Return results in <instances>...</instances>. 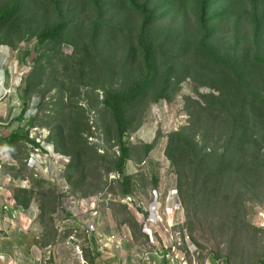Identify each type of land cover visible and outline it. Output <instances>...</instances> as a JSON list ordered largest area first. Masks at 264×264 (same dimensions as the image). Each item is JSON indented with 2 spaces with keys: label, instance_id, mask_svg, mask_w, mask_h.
Wrapping results in <instances>:
<instances>
[{
  "label": "rangeland",
  "instance_id": "1",
  "mask_svg": "<svg viewBox=\"0 0 264 264\" xmlns=\"http://www.w3.org/2000/svg\"><path fill=\"white\" fill-rule=\"evenodd\" d=\"M5 1L0 0V7ZM41 6L42 9H37L32 4L30 11L26 10L17 26L19 32L7 31L6 35L0 36V187L14 194L19 187H32V180H45L57 186L62 196L57 213L47 209L39 218L40 205L46 202L44 193L49 186L40 183L34 187L33 208L27 212L29 216L37 214V221L43 225L39 230L49 240L57 243L61 235H73L76 242L67 239L65 250L61 248L56 256L57 262L86 264L85 248L93 255L98 252L106 254L105 262L97 258V264H254L263 259L264 231L260 230H264V182L254 189L239 185L238 179L232 177L231 188H223L213 199L188 203V218L178 192L175 168L165 155L169 134L190 125L185 109L186 98H196L197 90L211 92L206 86L208 80L222 71L201 56L189 53L187 57H179L172 52L171 46L160 41L157 43V82L148 99L131 112L132 124L124 139L127 144L136 146L126 165V174L132 178L129 196H122L117 172L107 174L109 165L101 161H94L84 178L77 177L73 184L67 181L69 157L56 151L49 140L50 127L62 120L53 122V119L43 117L44 112L39 110L43 91L53 88L45 99L49 110H54L51 103L58 97H65L64 102L71 104L72 110L84 114L93 131L89 142L96 145L100 154H117L119 148L115 135L106 133L111 123L101 104L103 89L94 88L89 80L100 82L98 74H93V67L97 68L111 57L114 64L111 68L126 67L128 49L126 44L120 43L112 51L104 43L92 50L82 48L91 35L94 19L91 13L80 16L79 25L65 32L58 48L52 49L51 43L39 45L36 34L53 21L47 13L48 7ZM6 41L12 42L15 48ZM215 44L219 53L232 59L242 58L248 52L247 57L244 56L247 59L245 68L252 75L254 87L264 88V69L256 59L249 28L241 26L234 31L226 26L218 32ZM258 51L264 58V40ZM28 52L31 55H27ZM36 62L43 66L40 72L44 73V84L28 91V81L34 84L39 78L38 74L29 76ZM113 69L103 73L102 79H106L107 86L111 82L121 83L122 75L118 71L111 74ZM141 70L143 68L137 69L136 74L140 75ZM165 81L169 83L170 99L154 103L156 87ZM178 81L180 83L173 94ZM25 104L27 113L24 121L19 122L17 118ZM37 115L39 118L34 127H29V122ZM40 121L50 126L42 127ZM261 129L260 137L264 142V120ZM14 131L28 132L29 138L40 147L20 141L11 154L5 139ZM223 138L219 139L220 150ZM213 141L215 137H210L209 142ZM153 142L152 151L145 155L142 144ZM43 146H51L52 151L48 152ZM262 151L264 153L263 143ZM23 176L27 179L23 180ZM237 194L240 201L234 209L230 208L232 202L227 201ZM235 211H240L237 217ZM93 212H97L95 217L91 215ZM132 220L147 236L139 234L137 240L133 238L129 225ZM233 223L239 233L234 247L230 248L228 243ZM90 224L95 225L94 236L87 234ZM112 237L115 238L109 241ZM228 258L232 259L231 263H227ZM47 262L54 264L53 259Z\"/></svg>",
  "mask_w": 264,
  "mask_h": 264
},
{
  "label": "trees",
  "instance_id": "2",
  "mask_svg": "<svg viewBox=\"0 0 264 264\" xmlns=\"http://www.w3.org/2000/svg\"><path fill=\"white\" fill-rule=\"evenodd\" d=\"M32 4L37 9H42L41 5L45 4L49 9L48 15L53 18L49 26L43 27L36 34L39 45L51 43L52 49L58 48L65 32L74 25H79L80 16L91 13L94 15L91 35L88 43L82 44V48L92 50L104 43L112 51L120 43L126 44L128 49L124 63L126 67L111 68L114 67L111 57L107 62L102 61L97 68L93 67V74H98L100 82L92 78L89 80L94 88L103 89L101 104L111 123L107 126L106 133L115 135L119 148L117 154H100L96 145L89 142L93 131L84 114L72 110L74 107L64 102L65 97H58L51 103L54 110H49V103H45V99L53 88L48 87L43 91L39 105V110L44 112L43 117H49L53 122L62 120L50 127L49 140L53 142L56 151L69 157L66 179L70 184L77 177L84 178L94 161H101L109 165L107 174L114 171L119 175L117 183L122 188V196L131 194L132 178L126 174V165L136 146L127 144L124 139L132 124L131 112L148 99L157 82L159 70L155 50L159 41L171 46L172 52L179 57H187L189 53H193L222 70L215 78L208 80L209 84L206 86L211 92L201 93L197 90L196 98H186L185 109L190 117V125L173 131L168 136L165 155L175 168L178 192L188 218V203L213 199L223 188H231L232 177L238 179L239 185L249 188L252 186L254 189L264 182V142L260 137L263 131L261 123L264 120V88L254 87L252 75L245 68L247 59L244 56L247 57L248 52L242 58L232 59L219 53L215 44L220 29L228 26L238 31L241 26H246L251 31L256 59L264 69V58L258 51L264 40V0H6L0 7V36L6 35L7 31L19 32L18 23ZM6 42L15 48L12 42ZM27 55L31 53L28 52ZM36 63L29 76L38 74L39 78L34 77L38 78L34 84L28 81V91L44 84V73L40 72L43 66ZM140 68H143L141 74H136V70ZM111 69V74L118 71L122 79L117 85L111 82L107 86L106 79L103 81L102 76L106 70ZM179 83L180 81L175 83L173 94ZM168 85V81H165L156 87L154 103L170 99ZM27 108L25 104L17 118L19 122L24 121ZM47 111L51 114H46ZM37 118L39 115L29 122V127H34ZM41 121L38 122L40 126H50ZM222 136L224 138L220 150L219 139ZM210 137H215L214 143L209 142ZM20 141L31 142L40 147L35 140L29 138L28 132L23 134L14 131L5 139V145L11 154ZM153 147L154 142L142 144L141 148L148 155ZM26 179L23 176V180ZM39 183L49 185L44 193L46 202L40 205L41 219L45 210L57 213L61 208L62 196L54 183L32 180V187L17 188L13 197L20 207L29 209L36 194L34 187ZM239 201L240 195L237 194L234 198H229L227 203L232 202L230 208L234 209ZM239 212L235 211V217ZM129 225L134 239L137 240L139 234L147 236L142 233V228L136 221H129ZM232 225L233 233L228 243L230 248L234 247L239 233L238 227L234 223ZM71 237L73 235H61L60 240L67 241ZM71 240L74 241V238ZM55 241L49 240L44 234L40 243L45 247L56 244ZM84 251L86 264H97L96 255L91 254L87 248ZM231 262L232 259L230 261L228 258L227 263ZM254 264H264V258L256 260Z\"/></svg>",
  "mask_w": 264,
  "mask_h": 264
},
{
  "label": "crops",
  "instance_id": "3",
  "mask_svg": "<svg viewBox=\"0 0 264 264\" xmlns=\"http://www.w3.org/2000/svg\"><path fill=\"white\" fill-rule=\"evenodd\" d=\"M6 191L0 187V264H47L49 259H53L54 264H67L57 262L56 257L61 248L65 250L67 242L58 240L56 244L43 247L40 243L43 234L39 230L43 225L37 221V214L29 216L27 213L33 203L24 210L14 200V194ZM89 235L94 236V233ZM96 255L105 262L107 256L104 252Z\"/></svg>",
  "mask_w": 264,
  "mask_h": 264
},
{
  "label": "built area",
  "instance_id": "4",
  "mask_svg": "<svg viewBox=\"0 0 264 264\" xmlns=\"http://www.w3.org/2000/svg\"><path fill=\"white\" fill-rule=\"evenodd\" d=\"M92 139V138H91ZM48 152L52 151L51 146H43ZM91 215H93V217H95V215H97V212H93ZM96 231L95 225L90 224L89 226H87V234H92ZM71 239H73V237H71ZM112 239V238H110ZM105 247H108V244L104 245Z\"/></svg>",
  "mask_w": 264,
  "mask_h": 264
}]
</instances>
